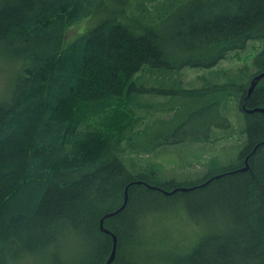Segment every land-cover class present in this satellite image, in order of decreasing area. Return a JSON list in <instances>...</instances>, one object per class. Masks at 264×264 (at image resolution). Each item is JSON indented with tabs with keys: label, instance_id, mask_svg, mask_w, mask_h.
<instances>
[{
	"label": "trees",
	"instance_id": "trees-1",
	"mask_svg": "<svg viewBox=\"0 0 264 264\" xmlns=\"http://www.w3.org/2000/svg\"><path fill=\"white\" fill-rule=\"evenodd\" d=\"M135 1L0 0V44L20 64L0 100V264H106L114 239L101 219L127 187L125 208L104 221L117 237L112 264H264V112H248L264 107V78L249 94L264 72V0H161L154 11ZM253 42V75L246 65L212 86L138 84L144 69H211ZM154 90L185 106L157 135L135 130ZM218 130L244 145L197 181L127 153L206 143Z\"/></svg>",
	"mask_w": 264,
	"mask_h": 264
},
{
	"label": "rangeland",
	"instance_id": "rangeland-1",
	"mask_svg": "<svg viewBox=\"0 0 264 264\" xmlns=\"http://www.w3.org/2000/svg\"><path fill=\"white\" fill-rule=\"evenodd\" d=\"M160 1L161 0H137L132 2V4L134 9L140 6H147L149 10L154 11ZM86 24L87 22L82 21L81 23L67 27L63 40L64 45H68L77 36L82 34L88 27ZM260 48L261 45L259 42H253L249 45L247 53L233 54L230 59L223 60L216 67L206 70L183 69L176 72H169L166 70L153 72L144 69V71L137 74L136 77L139 79L137 81L139 85L145 83L147 88L163 89L161 86L168 85L171 87L170 89H177L180 83H182L185 88H191L202 87L204 84L212 86L231 79L237 80V72L240 68L246 67V65L250 68L248 73L253 75L255 69L251 66L252 58ZM11 57L12 51L0 44V100H5L10 96L14 79L18 67L20 66V64L16 63L15 59ZM246 82L250 83L248 79ZM143 95L145 96L141 101L145 104H152V106L148 107L147 105L137 111L142 120L135 130L146 129L154 125V133L157 135L158 133L168 132L169 130L172 131L176 128V122L174 124L176 119L174 114L177 110H185V106L183 105L179 108L180 101L174 97L175 95H173L172 100H168L170 99L169 97L172 96L163 97L162 93L157 90ZM233 110L232 121H234L235 124V122H238L239 116L238 111H236L235 108ZM95 124L96 123H94V126ZM162 137L163 136L160 138ZM243 145L244 139L238 134L230 137L224 132H221V130H218L212 136L211 140L206 143L178 144L173 147L159 148L157 151L150 153L141 152L138 155H136V152H130V150H127V153L130 157H135L137 161H147L157 164L166 178H177V180L185 182L189 180L197 181L202 178L207 169L206 163L211 162L212 158L217 157L216 167L219 166V168L233 163L238 159ZM42 263L44 264V262L38 260L27 262V264Z\"/></svg>",
	"mask_w": 264,
	"mask_h": 264
},
{
	"label": "water",
	"instance_id": "water-1",
	"mask_svg": "<svg viewBox=\"0 0 264 264\" xmlns=\"http://www.w3.org/2000/svg\"><path fill=\"white\" fill-rule=\"evenodd\" d=\"M264 78V72L257 74L250 85L249 88V94H251L254 89L256 88V86L258 85V83ZM255 111H259V112H264V107H256L254 109H248V112H255ZM249 168V164H248V159H246V166L244 168H241L240 170H247ZM206 184V183H205ZM203 186V185H201ZM195 187H191V188H181V189H176L173 192H176L177 190H182V191H187L190 189H194ZM128 187L126 188V192H125V201L124 204L122 205V207H120L119 209H117L116 211L112 212V213H108L106 214L102 219H101V229L109 234H111L113 236L114 239V243H113V250L111 253V256L109 257L108 261L106 262V264H111V262L114 260L115 255H116V249H117V237L111 233L109 230H107L104 226V221L106 218L112 217L113 215H115L116 213L120 212L121 210H123L128 202Z\"/></svg>",
	"mask_w": 264,
	"mask_h": 264
},
{
	"label": "bare ground",
	"instance_id": "bare-ground-1",
	"mask_svg": "<svg viewBox=\"0 0 264 264\" xmlns=\"http://www.w3.org/2000/svg\"><path fill=\"white\" fill-rule=\"evenodd\" d=\"M182 89H183V88H182ZM152 109H153V108H152ZM174 115H175V114H174ZM167 120H168V119H167ZM162 121H163V120H162ZM148 129H149V128H148ZM150 129H151V128H150ZM164 141H165V140H164ZM177 145H178V144H177ZM175 146H176V145H175ZM160 147H161V146H160ZM161 149H162V148H161ZM161 149H160V150H161ZM157 150H158V149H156V151H157ZM160 150H159V151H160ZM156 157H157V156H156ZM205 182H206V181H205ZM171 191H172V190H171ZM154 213H155V212H154ZM157 215H158V214H157ZM159 216H160V215H159ZM156 221H157V220H156ZM156 223H157V222H156ZM162 227H163V226H162ZM157 231H158V230H157ZM112 232H113V231H112ZM162 232H163V231H162ZM193 242H194V241H193ZM111 264H112V263H111Z\"/></svg>",
	"mask_w": 264,
	"mask_h": 264
}]
</instances>
